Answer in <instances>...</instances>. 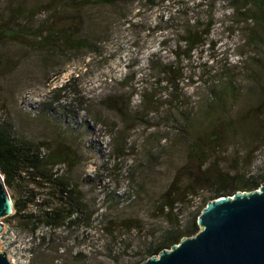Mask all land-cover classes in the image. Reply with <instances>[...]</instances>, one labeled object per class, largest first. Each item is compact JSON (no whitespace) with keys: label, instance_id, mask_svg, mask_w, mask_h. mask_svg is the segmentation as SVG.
Here are the masks:
<instances>
[{"label":"rangeland","instance_id":"1","mask_svg":"<svg viewBox=\"0 0 264 264\" xmlns=\"http://www.w3.org/2000/svg\"><path fill=\"white\" fill-rule=\"evenodd\" d=\"M65 1L30 0L34 17L14 26L24 24L43 37L48 30L56 34L70 28L96 39L98 50L66 54L62 41L53 36L48 38L50 45L44 42L42 47L28 36H18L20 43L1 39L0 124H14L17 134L46 145L74 143L81 159L79 189L96 213L70 230L41 227L31 233L29 227L3 219L0 224L14 232L22 257L27 249L32 254L31 264H136L164 222L184 223L209 196L211 185L232 186L256 176L264 166V148L232 143L221 118L215 124L216 140L203 138L194 154L166 118L178 107L195 116L206 111L215 117L207 90L214 75L234 72L243 90L245 72L264 57V46L245 45V23L230 0H170L154 9L139 1L79 5L78 11L62 9ZM11 3L0 0L2 22ZM75 12H80L78 22L65 19ZM199 16L212 19V44L194 50L190 59L179 52L176 61V38L186 20L192 24ZM169 64L176 90L165 81L157 85L163 78L158 75L160 66ZM125 76L131 89L120 85ZM71 78L76 79L74 91L54 92ZM130 92L136 94L130 98ZM112 93L110 101L107 95ZM127 105V113L116 110ZM241 105L238 101L235 109ZM199 132L204 135L206 130ZM118 136L124 146L120 158L112 151ZM133 170L135 182L129 176ZM194 177L200 178L191 183L198 195L177 203L165 219L153 202L175 179L184 193ZM208 178L212 184L203 182Z\"/></svg>","mask_w":264,"mask_h":264},{"label":"trees","instance_id":"2","mask_svg":"<svg viewBox=\"0 0 264 264\" xmlns=\"http://www.w3.org/2000/svg\"><path fill=\"white\" fill-rule=\"evenodd\" d=\"M29 1L13 0V3L6 5L8 16L6 15L7 18H4L3 22L2 18L0 19V41L5 38L17 43L19 42L18 36H28L32 37L34 41L38 40L36 47H42L44 42L49 44L48 38L53 36L54 40L62 41L66 54L77 51L94 53L98 50L96 39L94 40L92 36L84 33L69 31L70 28L66 29V32H57L56 34L48 30L47 35L43 37L41 32L34 33L24 24L14 26L19 20L25 22L34 17L35 6H29ZM136 1L143 2L154 9L170 0H66L62 9L67 7L66 10L78 11L76 8L79 5H81L79 8L94 4L114 6ZM230 2L235 12L241 15V22L245 23L243 29L246 36L244 38L245 45L251 44L261 47L263 44L264 46V0H230ZM251 4L253 6L249 9L248 6ZM79 13L75 12V15L65 19L78 22L77 14ZM7 21L11 23L5 24ZM212 25L210 17L199 16L192 24L186 20L185 28L174 43L176 61L181 57L179 52H182V57L190 59V54L194 50L204 46L210 47L212 43L209 37ZM67 31L70 32L69 35H66ZM51 48H56L54 42L51 44ZM170 72H174L171 64L160 66L158 75H163V78H159L157 85L165 81L166 85L173 86V89L176 90L171 77L168 75ZM245 73L247 85L243 90L238 88L236 79H234V72H224L221 77L219 74H217L218 76L214 75V80L210 84L211 87H208L207 90L208 101L212 105L209 109L217 111L216 116L219 117L217 122L216 116L210 117V112L205 111L195 116L190 110L181 107L176 108V112L172 111L173 116L169 114L166 117L170 126H176L179 133L178 137L184 141L190 153H198L203 138L209 141L216 140L215 124L220 121V118L230 131L232 143L245 146L248 149L254 146L259 149L264 148V57L256 60ZM126 77L123 78L120 85L123 86L122 89H131L133 86H131V82H127L128 78ZM75 80V78H71L64 86L54 90V92L60 95L67 90H73L72 83ZM134 94L136 93L130 92V98ZM107 96H110L111 101L115 95L112 93ZM238 101L242 102V105L235 109ZM116 110L119 113L124 111L127 113L129 106L127 105L125 110L121 107ZM201 128L206 130L204 135L199 134ZM119 139L116 137L113 139L112 151L118 152L117 158L122 157L124 150L123 143H121L122 137ZM73 144L61 140L52 141L46 145L36 139L17 134L14 124H0V175L10 192L13 204L11 215L4 218V221L29 227L30 232L35 233L41 227L49 231L70 230L91 219L96 211L90 209L79 189L78 168L81 159ZM129 173L131 180L135 182L134 170ZM199 179V177L191 178L190 184L184 188V193L181 192L183 190L177 184L176 179L171 182L153 202L157 212L165 218L174 210L177 203L189 195H198L191 183H197L200 181ZM208 181H210L209 178L204 179L203 182ZM262 184H264V166L256 176L241 178L235 181L232 186L211 185L209 196L202 199L200 206L193 213H190L184 223L181 224L179 220L170 225L168 221L164 222V226L157 230L156 241L154 240L147 246L136 264L149 257L157 256L162 250L170 249L183 238L196 235L199 231L198 216L208 202L221 196H232L236 192H251L257 190ZM101 217L103 216L101 215Z\"/></svg>","mask_w":264,"mask_h":264},{"label":"water","instance_id":"3","mask_svg":"<svg viewBox=\"0 0 264 264\" xmlns=\"http://www.w3.org/2000/svg\"><path fill=\"white\" fill-rule=\"evenodd\" d=\"M12 211V200L0 175V219ZM197 225L196 235L139 264H264V184L251 192L208 202ZM0 264H10L5 252H0Z\"/></svg>","mask_w":264,"mask_h":264},{"label":"built area","instance_id":"4","mask_svg":"<svg viewBox=\"0 0 264 264\" xmlns=\"http://www.w3.org/2000/svg\"><path fill=\"white\" fill-rule=\"evenodd\" d=\"M15 235L12 230L3 229L0 233V252H5L10 264H31L32 254L24 250L23 257L19 253L20 246L15 241Z\"/></svg>","mask_w":264,"mask_h":264}]
</instances>
